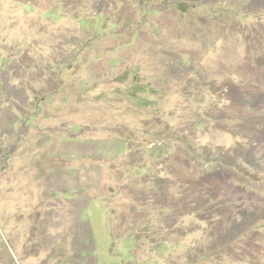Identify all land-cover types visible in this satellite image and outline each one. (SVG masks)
I'll list each match as a JSON object with an SVG mask.
<instances>
[{
  "label": "rangeland",
  "instance_id": "obj_1",
  "mask_svg": "<svg viewBox=\"0 0 264 264\" xmlns=\"http://www.w3.org/2000/svg\"><path fill=\"white\" fill-rule=\"evenodd\" d=\"M0 264H264V0H0Z\"/></svg>",
  "mask_w": 264,
  "mask_h": 264
}]
</instances>
